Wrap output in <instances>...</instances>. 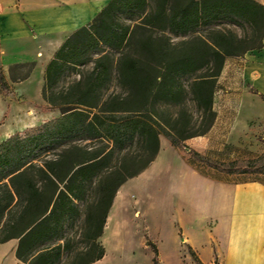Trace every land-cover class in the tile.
I'll return each instance as SVG.
<instances>
[{"label":"trees","instance_id":"1","mask_svg":"<svg viewBox=\"0 0 264 264\" xmlns=\"http://www.w3.org/2000/svg\"><path fill=\"white\" fill-rule=\"evenodd\" d=\"M223 20L246 25L248 35L216 27ZM263 39L258 0H109L46 66L42 96L59 114L0 141V243L16 239L26 264H60L64 254L66 264L100 260L117 189L155 160L162 137L183 149L209 130L225 58L259 50ZM69 70L77 78L56 89ZM0 88L9 90L1 65ZM187 155L225 173H264V151L230 162ZM82 215L85 247L70 254L67 230ZM147 245L160 264L156 245Z\"/></svg>","mask_w":264,"mask_h":264},{"label":"crops","instance_id":"2","mask_svg":"<svg viewBox=\"0 0 264 264\" xmlns=\"http://www.w3.org/2000/svg\"><path fill=\"white\" fill-rule=\"evenodd\" d=\"M108 1L9 0L0 4V65L9 86L6 92L0 88V122L12 107L16 113L31 111L35 105L48 107L42 96L48 62L66 37L91 21ZM246 72L250 79L249 67ZM258 77L259 72L254 82ZM245 98L255 101L251 94L243 96L242 102ZM256 109L241 104L231 118H223L222 111L213 108L212 126L205 134L187 139L184 152L192 149L218 161L238 158L233 155L250 148L246 130L248 117ZM47 111L52 115L46 120L57 116L56 108ZM9 121L6 116L2 125L14 130L0 141L45 120L22 128L20 118L12 125ZM173 148L161 139L151 168L162 165L165 174L162 216L171 225L174 251L189 258L190 248L201 264H264V173L255 178L223 173L191 162L182 149L174 152ZM16 245V239L0 243V264H26L16 258Z\"/></svg>","mask_w":264,"mask_h":264},{"label":"rangeland","instance_id":"3","mask_svg":"<svg viewBox=\"0 0 264 264\" xmlns=\"http://www.w3.org/2000/svg\"><path fill=\"white\" fill-rule=\"evenodd\" d=\"M7 1L9 0H0V4ZM258 1L264 3V0ZM216 27L230 29L241 37L247 36L249 32L246 25L235 24L226 20L216 23ZM204 30L201 29V33H204ZM172 38L174 41L181 39L180 37ZM262 48L248 51L240 56H227L217 79L213 108L222 111L223 118H231L233 112L239 109L241 104L247 109L257 107L256 111L248 117L246 135L249 137L246 138V141L249 140L247 144L250 148L248 150L245 148L236 156L234 154V157L238 156L234 160L253 157L262 153V149H264V101L261 97L264 95L261 92V90L264 91V48ZM91 66L92 64L88 63L78 69L88 70ZM247 67L251 70L250 79L246 78L248 72L245 73V69L247 70ZM258 72L259 77L254 82ZM76 78L77 74L75 71L69 70L65 72L56 89L67 86ZM111 90L114 93L120 92V88L115 82L111 84ZM247 94H251L255 101L252 102L249 98H245L242 102L243 96ZM257 101L260 103L259 106ZM35 106L36 108L31 111H20L17 113L14 111L15 108L12 107L9 113H5L4 118L9 116L10 121L8 123L10 125H12L11 123L15 124L17 119L20 118L21 124L19 127L22 128L35 121H46V118L52 115V113L47 111L48 107L44 105ZM58 114L59 110L57 109L56 115ZM4 118L0 122V138L2 135L10 133L13 129L2 125L4 124ZM75 142L86 143V141L80 139L75 140ZM173 151L179 150L173 148ZM180 151L184 152L183 149ZM184 154L187 155L188 153L184 152ZM153 162L147 169L139 175L128 179L117 189L107 214L103 233L99 238V241L104 246L105 253L98 262L92 264H152L153 254L151 248L147 245V240L156 245L160 264H196L190 253L189 258H187L186 254L175 252L173 249L171 240L172 228L167 217L162 216L163 187H165L166 182L165 174L161 168L162 165L151 168ZM240 174H245L244 177L246 178L257 177V173ZM80 207L83 212L84 207L81 203ZM82 219L83 215L68 227L67 235L72 240L70 254L85 247L80 237ZM160 257L163 263H161ZM68 259L69 257L64 254L60 264H66Z\"/></svg>","mask_w":264,"mask_h":264},{"label":"bare ground","instance_id":"4","mask_svg":"<svg viewBox=\"0 0 264 264\" xmlns=\"http://www.w3.org/2000/svg\"><path fill=\"white\" fill-rule=\"evenodd\" d=\"M7 129H8V128H7ZM7 129H6V130H7ZM9 129H10V128H9Z\"/></svg>","mask_w":264,"mask_h":264}]
</instances>
